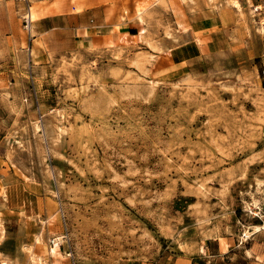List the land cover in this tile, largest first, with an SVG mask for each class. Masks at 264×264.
Segmentation results:
<instances>
[{
    "label": "rangeland",
    "instance_id": "obj_1",
    "mask_svg": "<svg viewBox=\"0 0 264 264\" xmlns=\"http://www.w3.org/2000/svg\"><path fill=\"white\" fill-rule=\"evenodd\" d=\"M0 224V263H264V0H0Z\"/></svg>",
    "mask_w": 264,
    "mask_h": 264
},
{
    "label": "bare ground",
    "instance_id": "obj_2",
    "mask_svg": "<svg viewBox=\"0 0 264 264\" xmlns=\"http://www.w3.org/2000/svg\"><path fill=\"white\" fill-rule=\"evenodd\" d=\"M235 5L237 6L236 8L241 9V7L237 3ZM50 8L51 9H55L56 8V4L52 5ZM255 8L259 9L257 7H255ZM250 10H251L252 13H254V10H252V7H250ZM44 14H45V11H39V10H33V9H29L28 12L24 14V18L29 22V26L27 28L29 29V34L31 35V37H35L36 36V30H35L36 23L40 20V18H42L44 16ZM142 14H144V8H143V6L141 4H137L136 8L134 10V18L136 20H138L139 22H141L143 20V15ZM36 41L39 42L38 40H36ZM35 126L36 127L34 129L40 130V125L37 124ZM252 205H256L257 206L256 202H253ZM247 208L252 210V208H250L249 204L247 205ZM0 225H2V224H0ZM0 233H2V232H0ZM248 233L246 232L245 237L248 236ZM54 235L55 234H53V236ZM41 237H42L41 234L36 236L35 241H36L37 244H40V242H42L41 241L42 240ZM66 239H67V237L65 235H61V234H59L56 237H53L51 239L53 245L50 248L49 252H50V256L52 258V264H59L62 259L66 258L67 256L70 255L68 252H65V253L61 252V247L65 243H67ZM31 259H32L33 264H44L45 263L44 261H46V259H44L42 256L36 255L35 253H31ZM0 264H10V263H9V261L7 259H4Z\"/></svg>",
    "mask_w": 264,
    "mask_h": 264
},
{
    "label": "crops",
    "instance_id": "obj_3",
    "mask_svg": "<svg viewBox=\"0 0 264 264\" xmlns=\"http://www.w3.org/2000/svg\"><path fill=\"white\" fill-rule=\"evenodd\" d=\"M113 28L114 29H112L111 31L105 32L104 35L101 36L103 40L109 41L108 37H112V41L117 40V38L121 39V37H123V39L127 40V39H129V37L133 36L129 31V27L125 26V23L117 24ZM114 36H118V37H115V39H114ZM244 259H246V261H247L246 264H259L257 261H254L250 256H245ZM261 264H264V263H261Z\"/></svg>",
    "mask_w": 264,
    "mask_h": 264
},
{
    "label": "built area",
    "instance_id": "obj_4",
    "mask_svg": "<svg viewBox=\"0 0 264 264\" xmlns=\"http://www.w3.org/2000/svg\"><path fill=\"white\" fill-rule=\"evenodd\" d=\"M26 24L29 26V22L26 20ZM28 26H26V27H28Z\"/></svg>",
    "mask_w": 264,
    "mask_h": 264
}]
</instances>
